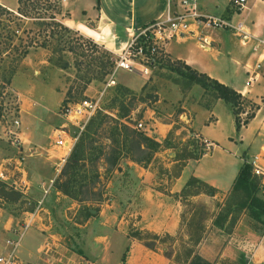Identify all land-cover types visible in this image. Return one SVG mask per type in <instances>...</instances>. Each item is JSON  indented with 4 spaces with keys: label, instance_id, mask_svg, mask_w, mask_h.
<instances>
[{
    "label": "rangeland",
    "instance_id": "374dc122",
    "mask_svg": "<svg viewBox=\"0 0 264 264\" xmlns=\"http://www.w3.org/2000/svg\"><path fill=\"white\" fill-rule=\"evenodd\" d=\"M86 1L63 3L67 15L62 21L70 29L74 51L60 52L55 40L47 48L30 49L0 98V171L5 178L0 181L18 192L15 200L0 199V257L10 260L9 264H127V244L116 240L114 231L118 230L127 238L153 244L157 253L170 256L171 264H187L191 251L211 264H236L218 257L210 246L199 251L196 244L202 233L199 226L204 230L201 241L210 218L213 225L222 223L227 232L239 222L257 233L264 231V216L256 219L241 207L246 196L242 191L231 192L233 184L214 201L195 199L198 194L208 195L206 187L184 186L177 196L182 208L179 229L173 235H154L135 222L127 201L136 174L147 168L153 184L168 188L186 161L209 152L211 146L193 134L180 114L179 91L195 83L184 69H173L182 66L181 61L167 57L152 66L148 76L115 69L116 53L109 42L102 43L85 31L86 27L101 31L96 23L99 17L90 18L80 9L91 7ZM91 1H96L93 10L99 12L97 7H101L117 22L116 47L128 41L124 26L142 27V18L151 17L156 3L163 2ZM0 2L16 7V0ZM203 89L214 94L211 88ZM98 97L86 121L82 116L74 121L63 115V107L84 101L93 105ZM242 108L241 120L251 106L246 103ZM138 122L142 128L136 127ZM8 130L16 135L7 134ZM116 130L121 134L114 135ZM58 133L64 140L77 138L63 161L59 157L65 150L55 145ZM122 134H128L127 138L123 140ZM75 151L80 161L73 168L75 181L66 194L61 185L67 175L61 173ZM249 159L242 155L243 162ZM256 196L264 201V185L259 180Z\"/></svg>",
    "mask_w": 264,
    "mask_h": 264
},
{
    "label": "crops",
    "instance_id": "0c3cea01",
    "mask_svg": "<svg viewBox=\"0 0 264 264\" xmlns=\"http://www.w3.org/2000/svg\"><path fill=\"white\" fill-rule=\"evenodd\" d=\"M176 1L172 0L173 8H176ZM89 2L90 8L82 5L80 9L86 10L90 18L99 17L96 23L101 31L86 27V33L101 39L102 43L109 42L110 49L119 50L126 42L120 47L115 45L117 22L101 7L99 12L93 10L96 1L87 0L85 4ZM166 5L167 0L156 3L154 14L148 19L142 18L143 25L156 19ZM195 5L202 14L229 17L233 24L240 22L246 39L237 37L233 31L205 29L192 22L188 33L165 46L167 56L232 87L257 108L254 116L237 132L230 104L197 83L179 91L183 109L180 114L189 122L193 134L208 141L211 148L200 157L186 161L168 188L153 184V174L147 168L136 174L137 182L127 204L135 212V222L154 235H173L178 231L182 205L177 196L190 177H196L215 189L213 196L198 194L195 199L214 201L231 188L243 164L242 155L252 157L264 147V0H247L246 8L236 14L229 9L228 0H195ZM135 28L132 23L124 26L127 37ZM75 29L79 30L78 26ZM249 78L252 80L246 84ZM67 154L59 157L60 160L63 161ZM206 229L197 246L199 251L203 246H210L218 257L229 258L236 264H264V231L257 233L244 222H239L227 232L213 225L211 218ZM114 233L121 244L126 241L127 264L135 260L143 264H171L169 258L148 249L140 240L127 238L118 230ZM2 251L0 245V253Z\"/></svg>",
    "mask_w": 264,
    "mask_h": 264
},
{
    "label": "trees",
    "instance_id": "16d2710c",
    "mask_svg": "<svg viewBox=\"0 0 264 264\" xmlns=\"http://www.w3.org/2000/svg\"><path fill=\"white\" fill-rule=\"evenodd\" d=\"M64 1L66 0H16V7L14 8L5 6L0 2V98L6 87L9 86L19 61L27 55L30 49L47 48L50 41L55 40L60 52L74 51L75 47L71 45L69 39L70 29L62 21L67 15V13H63ZM181 64V68L178 66L173 69L177 72H181V69H184L187 71L185 75L191 81L203 88H211L217 98L231 105L234 114L235 130L237 132L254 116V110L257 108V105L243 98L235 89L210 78L205 73L198 72L183 62ZM246 103L250 104L251 111L246 115L245 119L241 120L239 113L243 112L242 107ZM1 108L2 106L0 105ZM118 124L127 128L121 123ZM113 134L119 135L121 133L116 130ZM121 136L124 140L128 134H122ZM144 139L147 138L144 137ZM151 143L155 146L159 145L155 140H151ZM79 161V154L75 151L63 167L61 174L63 176L67 175V179L62 183L61 191L66 194L69 193L68 188L75 181L74 176L76 173L73 168L78 166L77 163ZM193 183L206 187L208 195L213 196L215 194L213 187L193 176L188 179L185 187ZM231 190V192H244L246 197L244 202L241 203V207L246 208L254 218L260 219V217L264 216V201L256 196L258 180L252 175L251 166L247 162H243L241 165L233 181ZM17 196L18 192L8 189L0 181V199L15 200ZM214 225L225 230L224 225L218 221H215ZM199 228L202 233L196 239V244L199 243L204 233L201 225ZM137 239L141 240L138 237ZM143 245L148 249L154 250L153 244L143 242ZM164 256L170 258L168 255ZM187 264L211 263L197 252L191 251Z\"/></svg>",
    "mask_w": 264,
    "mask_h": 264
},
{
    "label": "built area",
    "instance_id": "2783aa9c",
    "mask_svg": "<svg viewBox=\"0 0 264 264\" xmlns=\"http://www.w3.org/2000/svg\"><path fill=\"white\" fill-rule=\"evenodd\" d=\"M246 4L247 0H228V7L235 14L245 9ZM172 5V0H167L165 10L156 19L140 28L133 29L128 34V41L119 50L115 51V69L136 72L142 76L150 75L152 66L166 61L168 56L165 46L188 33L192 22L205 29L233 31L242 39H246V33L243 32L240 22L233 24L229 17L202 14L197 10L195 0H177L174 4L176 8H173ZM251 80L252 78H249L246 84H249ZM98 100L99 97L94 100L93 105L87 101H84L83 105L77 104L74 107L67 105L63 107V115L74 121L82 116L86 121L91 116ZM242 113H239V117ZM13 122L14 127L19 125L17 120ZM83 127L82 124L80 128L83 129ZM136 127L142 128V123L138 122ZM56 132L64 133V131L57 130ZM59 133L55 134V145L69 153L77 138L68 137L67 135L68 140H64ZM7 134L16 135V132L8 130ZM15 142H17V139H15ZM246 162L251 166L252 175L258 178L261 185H264V147ZM4 179L2 171H0V180ZM9 262L10 260L0 257V264H9Z\"/></svg>",
    "mask_w": 264,
    "mask_h": 264
}]
</instances>
